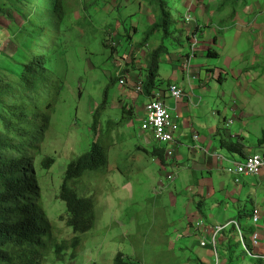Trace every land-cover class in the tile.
I'll list each match as a JSON object with an SVG mask.
<instances>
[{
  "label": "rangeland",
  "instance_id": "obj_1",
  "mask_svg": "<svg viewBox=\"0 0 264 264\" xmlns=\"http://www.w3.org/2000/svg\"><path fill=\"white\" fill-rule=\"evenodd\" d=\"M26 2L32 9L17 2L7 6L6 16H0V66L12 65L9 59L25 61L20 50L36 48V40L34 51L47 55L48 67L61 85L48 128L43 131L36 124L34 137L16 154L26 159L22 173L34 179L58 240L73 236L64 221L65 203L59 199L68 164L100 138L108 154L105 167L86 173L76 184L81 196L95 198V227L84 236L75 258L68 251L64 260L51 256L48 264H113L119 253L142 264H255L246 258L236 228L230 226L218 235L217 254L200 242L206 239L203 230L210 227V214L224 225L240 210L246 214L239 219L241 229L253 225L250 200L264 209V184L252 190L246 182L260 183L264 170L261 177H241L243 184L238 185L225 169L232 165L224 161V170L213 169L211 180L212 168L203 160L197 162L192 148L212 132L218 131L220 139L243 129L245 145L253 148L264 130V0H168L166 7L175 22L174 34L167 39L161 31L147 37L160 18L152 0H61L63 17L56 11V0ZM186 15L194 17V26L200 29L190 70L185 57L192 54L194 29L185 28ZM14 39L26 45L18 46ZM161 44L169 53L161 56L160 77L166 82L161 80L156 93L162 100L167 97L169 81L176 76L186 82L181 99H167L170 113L185 133L177 152L179 166L174 164V153L164 165L150 155L155 146L171 148L172 143H156L141 130L142 117L136 113L148 102L135 92L136 85L146 77L150 52ZM125 76L123 86L120 80ZM113 79L116 84L94 132L93 114ZM39 95L48 99L51 88L44 87ZM123 106L129 112L125 118ZM178 107L200 132L197 141L191 128L183 126ZM237 107L241 111L233 113ZM203 152L195 151L200 156ZM219 152L230 153L226 148ZM46 157L54 158L48 169L41 164ZM169 174L175 178L168 179ZM210 181L216 190L211 195L206 188ZM219 187L227 193L224 204L215 200L221 197ZM191 206H200L207 220L190 215ZM226 206L231 212L224 214ZM199 222L203 223L200 229L195 226ZM207 250L210 258L199 256ZM253 253L264 258L263 235Z\"/></svg>",
  "mask_w": 264,
  "mask_h": 264
},
{
  "label": "trees",
  "instance_id": "obj_2",
  "mask_svg": "<svg viewBox=\"0 0 264 264\" xmlns=\"http://www.w3.org/2000/svg\"><path fill=\"white\" fill-rule=\"evenodd\" d=\"M152 1L157 5L160 18L147 32V37L149 38L156 31H161L164 39H167L174 34L172 27L175 22L166 7L168 0ZM17 2L29 4L26 0H0V16H6L7 6H13ZM62 9L61 0H56V11L61 17H63ZM52 11L49 12L54 13V9ZM188 27L190 26L185 28ZM36 33L38 35V30ZM16 39L14 41L18 46L26 45L20 44ZM34 42L36 48L28 46L26 50L19 49V56L25 61L9 59L12 65L0 66V264H48L51 256L59 261L64 260L65 252L68 251H71L70 258H75L82 247L84 236L95 227L97 220L94 196H81L76 184L86 173L105 167L108 163V154L100 138L99 141L92 143L88 152L77 156L68 164L59 189V199L65 203L64 221L72 230L73 236L70 239L58 240L55 226L47 217L34 179L31 177L27 179L22 173L26 159L23 155H16L21 151V146L26 145L34 137L36 124L40 126V130L44 131L48 128L51 114L55 111L56 96L61 92L56 74L48 67L47 55L35 52L38 42L36 40ZM164 53H169L164 44L150 52L143 89L147 99L153 96L156 87L162 82L160 68L161 56ZM116 81L113 79L107 85L104 99L93 114L91 126L94 132L100 125L101 113ZM44 87L51 88L48 99L39 95ZM122 108L125 118V114L129 112L126 107ZM32 148L37 151L38 147ZM243 148L242 144L235 142L227 149L230 153L241 154L243 157ZM256 148L264 150V130ZM166 152V147L155 146L150 151V155L164 165ZM41 164L43 168L48 169L54 164V158L46 157ZM245 215L238 213L237 218L240 219ZM60 220H63V217ZM237 222L240 227L237 231L242 243L244 242L246 258L254 260L255 264H264L263 256L253 253L251 238L258 229L250 225L242 230L239 221ZM231 227L237 229L235 225ZM113 264L142 263L124 258L123 254L119 253L114 258Z\"/></svg>",
  "mask_w": 264,
  "mask_h": 264
},
{
  "label": "built area",
  "instance_id": "obj_3",
  "mask_svg": "<svg viewBox=\"0 0 264 264\" xmlns=\"http://www.w3.org/2000/svg\"><path fill=\"white\" fill-rule=\"evenodd\" d=\"M185 22L189 24V26H193L192 34L190 35L191 40V51L192 54L189 55L185 60L186 67L190 70V64L192 59L195 56L193 50L198 45V34L200 33V29L198 25L194 26V17L186 15L184 17ZM121 85H127V79L122 78L120 80ZM144 89V79L140 80L136 85V93L143 95ZM167 94L170 98L174 99L176 102L182 98L183 93L181 88L176 84H170ZM153 96L148 99V102L144 106V117L140 123V128L146 133H149L156 143L159 144H169L174 143L179 136L180 127L177 122V118L174 117L168 107L166 106L164 100L159 97V94L156 91L153 92ZM194 140H198L199 136L197 134L194 135ZM217 160L226 161L227 163L232 165V168H225L227 172L231 173L235 177V183L239 184L241 181V177H249V176H260L261 172L264 170V154L262 153H253L246 156L244 159L236 161L226 159L223 155L215 154L213 155ZM175 176L169 174L168 179H174ZM252 224L255 226L258 231L252 235L251 241L253 247H257L260 245L262 241V235L264 236V209L262 208H254L252 212ZM231 225H235L237 230H240V227L235 220L228 221L225 225L214 226V227H205L203 233L206 235V239L201 240L200 246L205 247L209 246L213 249L216 254V244L218 235L228 228ZM197 228H201L203 226L202 222H199L195 225ZM242 240V239H241ZM244 243V242H243Z\"/></svg>",
  "mask_w": 264,
  "mask_h": 264
},
{
  "label": "crops",
  "instance_id": "obj_4",
  "mask_svg": "<svg viewBox=\"0 0 264 264\" xmlns=\"http://www.w3.org/2000/svg\"><path fill=\"white\" fill-rule=\"evenodd\" d=\"M179 26H180V28L182 27L183 28V23H181V22H179V24H178ZM192 26V25H191ZM188 28H190V27H188ZM192 28H193V26H192ZM178 59V58H177ZM195 59V58H194ZM178 60H180V59H178ZM181 60H182V58H181ZM202 69V68H201ZM201 71V70H200ZM202 73V72H201ZM125 78L128 80V78H127V76H125ZM178 77L176 76V77H174V79L172 80H170L169 82H170V84H176V85H178L183 91H184V89H185V87H186V82L184 81V78H181L180 80H176ZM160 79H161V77H160ZM163 81V83L165 84V80H162ZM126 95H127V93H126ZM140 96V95H139ZM185 97V96H184ZM186 98V97H185ZM167 99H172V98H170L168 95H167V97H165L163 100H164V102H165V104H166V106L168 107V103H167ZM186 100V99H185ZM144 106L145 105H143L141 108H138V110H137V114H138V116L140 115V117H144V113H145V110H144ZM180 107V106H179ZM177 108V110H179V118H183L184 119V123H183V126H189L190 128H191V130L193 131V137H194V135L195 134H198L199 135V137H200V132L199 131H196L194 128H195V125H194V123L192 122V120L190 119V118H188V117H185V114H184V112H183V110L181 109V108ZM233 111V113H238V112H240L241 111V109H240V107H237V109H235V110H232ZM246 117V116H245ZM177 118V117H176ZM234 118H236V115L234 116ZM177 121H178V119H177ZM233 121H236L235 119H233ZM181 130H180V133H179V136L177 137V139H176V141L174 142V143H172V147L171 148H168V147H166V150H167V152H166V154H165V157H166V159H167V157L170 155V153H174L173 155H174V157H176V162L174 163L176 166H179V165H182L181 164V158H180V156H179V154L180 153H177V152H179L180 151V149L182 148L181 146H182V141H181V138L184 136V128L181 126ZM262 131L263 130H261V133H262ZM244 132V129L243 130H238L237 132H236V134H230V133H228L227 135H226V138H220V139H217V137L218 136H220L219 135V132L218 131H216V133H214V132H212L207 138H203L204 140L203 141H201V143H199V142H197V144L192 148V152H194V153H192V157L195 159V160H197V162H200L201 160H203V163L205 164V166H208L209 168H212L210 171H208L209 172V175H210V179L211 180H214V177H213V175L211 174V172H212V170L213 169H216V170H224V168H223V165H222V162H224V161H221V160H217L213 155H215V154H218V155H223L221 152H219V149H227L228 148V146H231L233 143H235V141L236 142H238V143H240V144H242L243 145V150H242V154H243V157L245 156H248V155H250V154H253V153H263V149H261V148H256V144H257V141L261 138V134H260V136H256V143L255 144H253V148H250L249 146H246L245 145V138L243 137V135H242V133ZM215 136V137H214ZM214 137V138H213ZM236 139V140H235ZM218 141V143L216 144V142ZM245 148H250L251 150L250 151H245ZM253 149V150H252ZM198 150H200V151H204L203 152V155L202 156H200V155H198L197 153H195V151L197 152ZM228 150V149H227ZM191 152V151H190ZM224 156V155H223ZM237 156V157H236ZM226 159H230V160H236V161H239V160H242V159H244L243 157H242V155L241 154H235V156L233 155V153H229V155H225L224 156ZM195 160H193V161H195ZM258 177V176H257ZM261 177V176H260ZM239 184H243V183H241V181H240V183ZM238 184V185H239ZM263 184H264V180H262L261 179V182L260 183H254V182H246V185L248 186V188L249 189H254L256 186H258V185H260L261 187L263 186ZM245 185V184H244ZM206 188H207V192H208V190H210V195L213 193H215L216 192V190H215V188H214V185L212 184V181H210V186L209 187H207L206 186ZM211 188H212V190H211ZM217 193L221 196L220 198H218V199H216L215 198V200L216 201H218V203L220 204H224L226 201V198H227V193L224 191V189L223 188H221V187H219V190L217 191ZM250 202L253 204V208H261V207H259V206H257V204L256 203H254V201L251 199L250 200ZM202 203V202H201ZM200 203V204H201ZM262 209V208H261ZM226 212H231L229 209H228V207L226 206V209L224 210V214L226 213ZM190 215H194V214H197L198 215V217L200 216L201 217V219H203V220H207V218H208V215L207 214H205V212L204 211H202L201 209H200V206H195V207H190V211L188 212ZM238 213H242V212H240V210H239V212ZM238 213H237V215H236V213H234L233 215H232V217H230V218H228L227 220H224V221H230V220H235V221H239V218H237V216H238ZM197 218V217H196ZM195 218V219H196ZM208 222H209V224H210V227L212 228V227H214V226H221V225H219V224H221L220 223V219H216V218H214L213 216H212V214H210V218H208ZM240 222V221H239ZM225 225V224H224ZM192 226H193V224H192ZM199 256H203V258H207V257H211V253H210V251L209 250H207L206 252H204L202 255H199Z\"/></svg>",
  "mask_w": 264,
  "mask_h": 264
},
{
  "label": "bare ground",
  "instance_id": "obj_5",
  "mask_svg": "<svg viewBox=\"0 0 264 264\" xmlns=\"http://www.w3.org/2000/svg\"><path fill=\"white\" fill-rule=\"evenodd\" d=\"M238 223V222H237Z\"/></svg>",
  "mask_w": 264,
  "mask_h": 264
}]
</instances>
